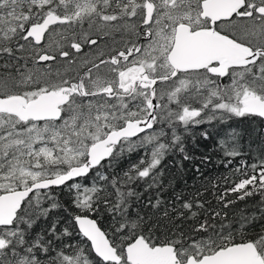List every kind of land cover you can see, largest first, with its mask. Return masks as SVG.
I'll return each mask as SVG.
<instances>
[{"label":"snow or ice","instance_id":"1","mask_svg":"<svg viewBox=\"0 0 264 264\" xmlns=\"http://www.w3.org/2000/svg\"><path fill=\"white\" fill-rule=\"evenodd\" d=\"M257 120L264 0H0V264H264Z\"/></svg>","mask_w":264,"mask_h":264},{"label":"trees","instance_id":"2","mask_svg":"<svg viewBox=\"0 0 264 264\" xmlns=\"http://www.w3.org/2000/svg\"><path fill=\"white\" fill-rule=\"evenodd\" d=\"M240 127L249 129L252 132L253 139H255V135H256L255 130L264 131V125H261L259 120H257L255 123H250V122L245 121L244 123H242L240 125ZM247 139H248V137L246 136L245 142L247 141ZM245 147H246V143H245ZM205 150H208V149H205ZM203 170L205 173H208L211 176H216V175H219L220 173L224 172V169L219 168V166L216 165L215 157L213 158L212 164L208 165ZM189 171L191 172V169H189ZM191 182L192 181H189V183H191Z\"/></svg>","mask_w":264,"mask_h":264}]
</instances>
